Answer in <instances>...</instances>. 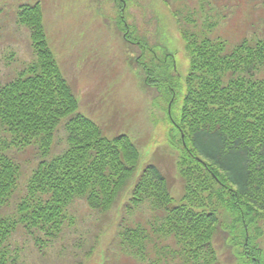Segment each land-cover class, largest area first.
Masks as SVG:
<instances>
[{
    "label": "trees",
    "instance_id": "obj_1",
    "mask_svg": "<svg viewBox=\"0 0 264 264\" xmlns=\"http://www.w3.org/2000/svg\"><path fill=\"white\" fill-rule=\"evenodd\" d=\"M116 2L118 25L125 28V1ZM18 24L31 33L34 58L0 85V264L16 262L8 242L18 229L33 235L40 247L63 234L77 201L106 215L123 194L128 199L122 200L116 237L122 261H147L149 234L130 217L148 205L186 263L219 264L214 240L221 211L228 208L236 214L244 264H263L251 228L264 221V39L244 37L230 47L222 39L184 31L190 61L184 84L169 71L156 70L155 76L149 70L145 83L168 90L169 118L180 138L177 169L184 194L177 201L169 176L159 167L149 165L136 176L141 153L129 136L109 137L78 113V97L52 47L41 5L21 8ZM179 87H184L181 95ZM179 96L183 103L176 121L172 111ZM64 120L68 147L49 159ZM33 144L42 160L17 216L4 215L22 169L10 149Z\"/></svg>",
    "mask_w": 264,
    "mask_h": 264
},
{
    "label": "rangeland",
    "instance_id": "obj_2",
    "mask_svg": "<svg viewBox=\"0 0 264 264\" xmlns=\"http://www.w3.org/2000/svg\"><path fill=\"white\" fill-rule=\"evenodd\" d=\"M124 1L125 28L118 25L120 4L115 0H0V85L34 58L31 33L18 24V14L24 6L40 4L52 47L78 97V113L98 123L109 137L129 136L141 153L136 176L149 165L159 167L169 176L179 201L184 194L177 169L180 138L169 118L168 90L162 87L159 92L146 85L148 72L154 70L156 76V70L169 71L175 82L179 79L184 84L190 68L184 31L222 39L230 47L244 37L264 39V0ZM169 54L173 57L167 61ZM178 89L181 95L184 87ZM175 103L172 116L177 121L182 97ZM65 121L56 131L49 159L68 147ZM10 151L22 169L18 189L4 215L16 217L42 157L37 144L13 145ZM125 195L122 200L128 199ZM122 200L106 215L77 201L70 208L63 234L40 247L33 235L18 229L8 242L14 264H190L172 239L164 237L159 218L148 205L130 217L149 234L147 261H122L124 255L116 242L124 215ZM235 218L228 208L222 209L214 240L219 264H244ZM251 236L257 239L264 264V221L251 228Z\"/></svg>",
    "mask_w": 264,
    "mask_h": 264
},
{
    "label": "bare ground",
    "instance_id": "obj_3",
    "mask_svg": "<svg viewBox=\"0 0 264 264\" xmlns=\"http://www.w3.org/2000/svg\"><path fill=\"white\" fill-rule=\"evenodd\" d=\"M115 1H116V0H115ZM128 35H129V34H128ZM136 39H140V37H139V38H136ZM137 44L140 45L141 43L137 42ZM141 46L144 47V45H142V44H141ZM170 57H173V56H172L171 54L167 55V57H166L167 59H166V60L168 61V59H169ZM158 67H159V65H158Z\"/></svg>",
    "mask_w": 264,
    "mask_h": 264
}]
</instances>
